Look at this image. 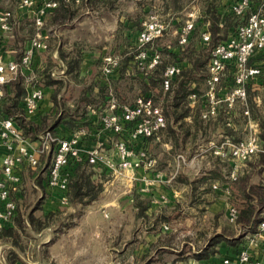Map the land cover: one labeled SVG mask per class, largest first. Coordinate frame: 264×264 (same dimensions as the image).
<instances>
[{
  "label": "crops",
  "instance_id": "crops-1",
  "mask_svg": "<svg viewBox=\"0 0 264 264\" xmlns=\"http://www.w3.org/2000/svg\"><path fill=\"white\" fill-rule=\"evenodd\" d=\"M121 1L124 0H117L113 8L106 6L104 0H97L96 3L87 0L66 1L72 10H76V15L61 21L48 18L42 29L48 42V49L36 53L30 67L24 68L17 79L8 86V94H13L14 83L18 80H21L22 86L28 93L32 86L30 79L37 77L39 71L47 66L50 58L56 63L55 67L68 77L65 74L67 66L60 56L61 53L72 56L79 50L82 55L80 78L88 74L92 79L96 75L98 67L96 62L102 61L104 55L111 54L115 48L108 51L104 43L102 49H99L101 51L97 48L94 50L95 47L88 49V45L81 40L82 36L79 30L77 31V24L74 21L97 17L105 23L106 19L99 14L108 12L114 18L113 23L109 25L113 38L119 35L122 26H131L135 20H145L156 7L162 5L168 7L171 15H174L172 12L179 11V9L172 10L165 0H158L159 2L125 0L134 3L136 14L127 12L126 15H122V9H118L122 4ZM199 1L201 5L203 0L197 2ZM235 1L216 0V4L224 15L231 10V5ZM258 5L264 8L263 1ZM13 8H16L18 13L11 19L10 30H3L0 26V54L5 60L20 61L24 48L36 35L38 29L34 23V8H20V3L14 4ZM184 21V17H173L170 23V27L175 28L173 33L179 31ZM124 32L126 35L130 29H125ZM194 42L192 46L200 50L202 42H199L197 37ZM167 45L170 47L171 44ZM124 50L123 48L119 50L120 57L124 54ZM187 54L188 51L184 53ZM190 61L185 58L181 64L186 68L191 66ZM253 63L262 68V75L257 79L253 90L257 92V101L264 107V56L256 55ZM129 71L135 70L130 67ZM92 80L97 81V78ZM65 81L67 82L68 79ZM69 82L72 80L69 79ZM196 85V82L192 83L193 87ZM198 85L200 90L204 91L206 79ZM53 92V86L46 87V95L40 102L39 112L32 118L36 124H41L47 118L48 128L57 118L54 117L53 120L56 113L51 98ZM157 92L158 89H154L150 93L155 95ZM165 92L163 89V97ZM78 98L75 96L71 100L65 99L74 108ZM199 103L200 99L196 101L189 99L192 108L199 106ZM223 104L221 110L223 109L226 114H218L209 120H204L202 114H186L178 119L177 123H173L174 134L164 128L159 139H149L145 143L135 144L136 151L144 146L149 156L155 159L153 168L141 167L133 172H127L125 176L116 177L110 170L89 164L87 159L83 158L76 167L89 166L93 170V178L102 183V191L90 204L91 206L81 212L76 223L68 226L64 232V240L52 241L49 235L39 242L36 248L33 246L32 253L38 255L39 259L42 256L47 258L49 253L50 263L53 264H189L199 260L198 256H201L206 248H214L216 252L205 258L211 263L224 264L225 259L235 260L245 237L255 234L258 226L254 230L252 222L230 221L229 207L236 206L239 208V215L241 214L247 201L243 185L240 183L241 178L247 180L244 186L247 191L253 185L264 183V163L261 161L262 154H257L242 164L237 181L229 180L234 161L215 155V145L222 143L226 138L234 140L235 135L244 138L252 128L261 136V127L258 118L252 114L250 116L237 114L235 107L230 108ZM101 107L103 105H88L85 115L70 114L71 117L68 116L65 120L73 118L75 119L72 121L73 124H68L63 119L64 121L55 131L60 135L70 136L80 127L87 125L89 134L85 137L82 147L90 148L102 142L108 152L114 154L115 141L119 136L101 129L100 114L93 112V109ZM262 139L264 141V138ZM157 172L160 174L159 179L154 178ZM24 174H26L24 180L27 181V171ZM35 183L31 184L40 190L39 197L49 195L48 200L52 202L59 200V191L51 190L48 186L45 189L42 184L39 183V187ZM215 183L219 184L220 189L213 188ZM226 186L229 187V191L224 189ZM162 195H166L169 201L163 202ZM254 197L255 195H252L251 204L254 207L252 218L258 216V210L261 208L258 199ZM219 204L225 207L223 210L226 211V218L229 219L231 233L222 225ZM223 210L221 209V213ZM263 214L261 212L260 216ZM165 225L169 228L165 229ZM217 234H223L227 240L209 247L210 241ZM228 239L232 242L230 243ZM258 249L253 248V252L256 254ZM1 264H3L2 260Z\"/></svg>",
  "mask_w": 264,
  "mask_h": 264
},
{
  "label": "built area",
  "instance_id": "built-area-1",
  "mask_svg": "<svg viewBox=\"0 0 264 264\" xmlns=\"http://www.w3.org/2000/svg\"><path fill=\"white\" fill-rule=\"evenodd\" d=\"M71 1V0H66ZM79 1V0H77ZM264 0H236L232 3L233 12L242 16L247 14L246 22L239 25L234 34L220 41L211 51L207 66L206 89L202 98L205 108L202 118L209 120L216 117L220 106L224 103L228 107H235L238 103L246 104L248 88L254 86L262 75V68L253 63L256 55L264 56V8L258 5ZM58 0H21L20 8H34V23L37 27L36 35L30 40L20 61L5 60L0 54V230L18 211V195L22 193L23 174L28 168L36 169L40 166L41 157L50 155V163L43 172L47 186L51 190L60 192L59 200L68 201L69 170L86 158L89 164L101 166L111 171L116 177H122L127 172L144 167L153 168L155 159L149 156L143 146L135 150V144L145 143L149 139H159L166 127V118L162 106L152 95L138 96L132 104H120L112 97L106 109H93L94 114H100V126L103 131L113 132L119 138L115 141V153H109L100 142L90 148L82 147L85 137L89 134L84 126L77 129L70 136L58 134L55 130L47 129L41 133L39 139L27 137L17 122L3 111V100L8 86L17 79L24 68L30 67L32 60L39 50H47L48 42L42 33L51 10L58 7ZM14 12L0 8V26L3 30H10ZM201 12L189 13V18L178 31L179 43L186 45L194 32L195 24ZM173 20V18H172ZM222 25V24H220ZM168 24L156 15L150 16L143 22V29L138 36L140 51L137 54V66L141 73L147 75L162 60L160 52L149 56L148 45L162 37ZM204 41L211 39L209 31L202 33ZM120 58L115 54H108L103 58L101 73L106 78L119 66ZM183 67L176 62L167 66L163 75V89L168 91L173 80ZM228 73L233 74V84H224ZM55 75V73H52ZM46 95V89L33 84L24 98L26 116L32 120L38 114L40 102ZM197 93L190 95L191 101L199 100ZM245 115L250 116L248 109ZM215 155L234 161L233 170L229 174L230 181H237L242 164L257 154H264V141L259 132L252 128L246 137L240 141L226 138L215 145ZM155 179L160 174H155ZM220 189L219 184L213 185ZM229 191V187H224ZM163 202H168L166 195L161 196ZM230 221L238 219L239 211L236 206H230L228 211ZM165 229L169 226L165 225ZM253 248H259L255 254ZM189 264H213L209 260H196ZM224 264H264V217L259 222L257 231L246 236L235 260L225 259Z\"/></svg>",
  "mask_w": 264,
  "mask_h": 264
},
{
  "label": "trees",
  "instance_id": "trees-1",
  "mask_svg": "<svg viewBox=\"0 0 264 264\" xmlns=\"http://www.w3.org/2000/svg\"><path fill=\"white\" fill-rule=\"evenodd\" d=\"M58 1H59L58 7L51 10V12L47 17V20L50 17L53 21H59V20L61 21L63 19H67L76 15L77 13L76 10H72L68 2H66V0H58ZM87 1L91 3L97 2V0H87ZM180 1L183 0H168V1L165 0V2L167 3H172L173 8H179L178 6L180 4ZM104 2L106 6H108L109 8H113L117 0H104ZM247 14L248 12L242 16H238L231 9L228 13L223 15L219 10L218 4H216V0H204L201 16L196 21L194 32L192 33L189 42L186 45H181L177 41L175 45L171 44L170 47L166 45V48L159 46L156 47L154 43L149 44L147 46L149 49L148 50L149 56H151L154 52H160L162 55L161 62L155 68L149 71L146 70L147 75L144 73L140 74L141 71L138 74L135 73L132 74L133 72L131 71L128 72L130 67L137 68L138 70H140L137 66V58H136L141 48L138 42V36L140 31L143 29V22L146 19L135 20V22L131 26L124 25L120 29L119 35L121 36V38H127L129 40L127 41L128 42L127 47H129L130 49L128 50L125 49L122 57L119 56L120 54L119 52L121 51L119 50L117 51V53H119L117 56L120 58L119 66L109 76V78L103 76V74L101 73L102 68H100V74L97 78V82H95L98 89L95 90L94 84H90L88 88L83 89L81 94L78 95L79 98L77 99L74 108L71 107L70 104H67L66 99L62 95V93L65 90L64 84H66L69 81V79L66 82L64 79H57L51 76L50 72L52 70V67L54 66V62L52 61L51 58L48 59L47 66L43 70L39 71L38 75L40 76L39 79L40 81L32 82V85L33 84L40 85L45 89L48 86H53L54 92L52 93L51 98L56 108L55 114H68L67 116H61L59 118H56L54 124H52L49 128H48L49 123L47 122V118H45L41 124H36L31 119H29L26 116V109L24 105L25 102L24 100H22L23 97L25 98L27 91L25 87L22 86L21 80H18L17 82L14 83L15 88L13 94L12 93L8 94L9 88H7V92L3 100V111L5 112V114L12 117L17 122V124L21 127V129L23 130L24 134L27 137L33 140H37L39 139L41 133L44 132L45 130L47 129L55 130L57 126H59L66 118H68V116H70V114H80L81 112L83 114V110L88 105H92V106L103 105L102 109H106L112 97H115L118 100V102L122 105L132 104L138 96L144 94L152 95L151 94L152 91L154 89L155 90L158 89L157 94L155 95L153 94L152 96L154 97L156 102H159L162 106L163 114L165 115L166 118L165 129L169 131L171 134H174L173 123H177L178 119L184 117L186 114H202V111L205 108V99L202 98L201 96L203 95L204 91L200 90V85L198 84L202 82L204 79H207L208 76L207 66L211 57V51L220 41L225 40L229 35L234 34L237 31L239 25L246 22ZM206 24L207 26L205 27ZM125 29H130V32H128L126 35L124 32ZM204 31L210 32L211 39L208 42L204 41L202 38V33ZM195 37L198 38L199 42H202V45H200L201 46L200 50L192 46L195 43L194 42ZM25 49L26 48H24L23 51H25ZM187 51L188 54L184 55V53ZM23 54L24 52L21 54V57L23 56ZM60 56L65 61V64L67 66L65 74H67V76L75 80L83 81V78H80V68L82 61L81 52L78 50L76 54L72 56L69 55L66 56V54L61 53ZM185 58L191 60L190 61L191 66H187L186 68H184V66L181 64L183 67L181 73L178 76H176V78L173 80L171 84L170 89L165 92V95L163 97V75L167 66L176 62L182 63V61ZM126 76H129V78L136 80V81L132 80L131 83L129 82L130 85L128 84L127 88L131 90L136 88L135 90L137 91V94L140 92L136 96V98L131 101L126 97V95H124L126 90L121 89V81L124 80ZM233 80H234L233 74L228 73V76L224 80V84L228 86H232ZM193 82L197 83V85L194 87L192 86ZM114 87L116 90L115 93L113 89ZM94 91H97L95 95H94ZM193 93H197L200 96L199 106L196 105L194 108H192L189 105L190 95ZM256 95L257 92L253 90L252 86H250L248 88V97L246 104L238 103L234 109L237 110V114H245V110L248 109L250 114H252V116L258 118L261 127V137L264 138V107H262L261 103L257 101ZM221 108L222 107L220 106L218 114H226V112L223 109L221 110ZM230 114H234V113H230ZM73 120L75 119L71 118L65 120L64 122H67L68 124H73L72 123ZM76 124H77V120H76ZM241 139H243L242 136L235 135L234 137L235 141H240ZM263 155L264 154H262L261 156V161L264 163ZM43 158H48V160L47 162H45L43 168H41V171H39L35 175V177L38 176L37 177L38 183L42 184L43 187L46 189L47 182L43 172L46 170V167L49 164L50 155L41 157L40 166L42 164ZM76 166L77 164H75L71 168H68L69 170V188L67 191L68 199L71 202L79 201L82 203L90 204L97 199L99 193L102 191L103 189L102 183L93 178V170H91L89 166L87 165H84L82 167L81 166L76 167ZM31 174L34 175V172H31ZM24 177L25 174H23L22 193L20 192V194L18 195L17 201L21 200L25 192ZM245 181H247L246 178H241L240 183L243 185L242 188L247 201L245 202V208L242 209L241 214L239 215L238 219L235 222H242V223L252 222L253 229L255 230L259 222L264 217V214L260 216L261 212L264 213V183L260 182L257 185H253L247 191L244 187ZM252 195L253 196L255 195L254 198H257L259 205H261L260 210H258V214H257L258 216L254 218H252L251 216V214L254 212V207L251 204ZM15 217L16 216L11 218V220L8 223H5L2 230H0V240L1 239L8 240L14 246L19 245V241L13 239L14 236H16V234L18 233L17 225L15 223L17 221L16 220L14 221ZM29 220L37 230H41L42 227L45 225L43 224L40 218H37L32 213L29 214ZM225 229H227L228 232L231 231V227L230 228L225 227ZM223 240H227L226 237L223 234H217L210 241L209 247L216 246L220 244ZM228 241L230 243L232 242L231 239H228ZM215 252L216 250L214 248L212 249L206 248L205 250H203L201 256H198V259L206 260L205 258H208L211 254H214ZM8 253H9L7 258L8 264H18V263L20 264L22 262L20 260L18 251L14 249H10ZM0 264H1V259H0Z\"/></svg>",
  "mask_w": 264,
  "mask_h": 264
},
{
  "label": "rangeland",
  "instance_id": "rangeland-1",
  "mask_svg": "<svg viewBox=\"0 0 264 264\" xmlns=\"http://www.w3.org/2000/svg\"><path fill=\"white\" fill-rule=\"evenodd\" d=\"M20 1L21 0H0V8L1 9L3 8L4 10H11L12 12H14V14H16L18 13V11L16 10V8H13V5L14 4L17 5L18 3H20ZM197 1L198 0L180 1V4L178 6L179 8H173V4L168 3V5L172 7V10L179 9L178 13L172 12V14L174 15L169 14L170 13L168 11L169 8L165 7L164 5H162L163 8L162 7L154 8L153 12H151V15H149V17L152 15H156L163 21L167 22L168 24L166 33L162 37L155 40L154 44L156 47L159 46V47L166 48L167 44L175 45L177 41L179 42L178 32L173 33L175 28L170 27L172 18L173 17L174 18L184 17L186 21L189 18V13L196 11V10L201 12L203 8V3L199 5L200 1L199 2ZM157 2L159 1L157 0ZM121 3L122 4L120 8L118 9H122V13H123L122 15H126L127 12L136 14V9L133 5L134 3L131 4V2L125 1V0L121 1ZM183 7H186V8L181 10ZM137 13H139L138 10H137ZM94 14H97V13H94ZM99 16L100 17L103 16L106 19L105 23L101 21L100 19H98L97 17H94V18L91 17L86 20L85 18H83L84 20L80 19V20L74 21V23L77 24V28H78L77 31L79 30L82 36L81 40H83L84 44L88 45V49L92 47H95L94 50L96 48L97 50L102 49L101 47L104 46V43H106L108 51L114 50L113 48H115V50L117 49L116 51L114 50V52H112L111 54L118 55L117 51L122 48L127 49V50L130 49L129 47H127V44H128L127 41H129L127 38H121L120 35H116L115 37L111 38L113 32H112V29L109 28V25L113 23L114 18L108 12L106 13L100 12ZM149 17H147L146 20ZM106 55H104V57ZM97 65H98V62H97ZM102 65H103V59L102 61L101 60L99 61V65L96 68V75L93 76L92 79L98 78L100 74V68H102L101 67ZM134 70L135 71L132 74L134 73L138 74L140 72V70H138L137 68H134ZM53 72L55 73V75L52 74ZM50 73H51V76L57 79L72 80V82L68 81V83L64 84L65 90L62 93L64 98H69L71 100L75 96H78L79 94H81L82 90L85 88H88L90 84H94L95 88L98 89L97 85L95 84V82L97 81H93L91 79V75L86 74L85 76L82 77L83 81H80V80L78 81L73 78H70L69 76L68 77L64 76L63 73H61L60 69L55 67V63ZM39 79H40V76L37 75V77H35L34 79H30V81L39 82L40 81ZM132 80L136 81L134 79L129 78V76H126V78L121 81V89L126 90L124 95H126V97L130 101L135 99L136 96L140 93L139 92L137 94V91L135 90L136 88L133 90L127 88L128 84L130 85ZM113 89L115 93L116 91L115 87ZM96 92L97 91H94V95L96 94ZM67 104L69 103L67 102ZM83 111L86 112V107ZM67 115L68 114H55L53 116V120H54V117L59 118L61 116H67ZM77 115H85V114H77ZM87 127L88 126L85 125L86 129ZM47 160L48 158H43L42 164L39 168L37 169L28 168L27 170V173L29 174V175L27 174V179H26L27 181H25V184H27V187H25V192L23 194V197L21 198V200L18 201V211L15 215L16 217L14 218V221L15 220L17 221L15 223L17 225L18 233L16 234V236H14L13 239L19 241V245L14 246L8 240H4V239L0 240V259L3 261V264H8L7 258H8V255H9L8 252L10 249H14L20 253L19 257H20V260L22 261V262L19 261L21 262L20 264H53V263H50L49 253L47 256L48 259L44 258V256H42L41 259H39L38 255L33 254L32 253L33 246H35L36 248L38 243L45 240L47 237H49V235H51L52 241H56L59 239L64 240V232L68 228V226L70 224H75L77 219H79L81 212L84 209H88L91 206L90 205L91 203L87 204V203H82L79 201L71 202L69 199L65 203L61 202L60 200H54L52 202L51 200H48L47 197H49V195L47 196L46 192H44V194L46 195V196L44 195L45 197L43 198L39 197L40 190L34 187L31 183L36 182L35 184L39 186L37 179H35V175L39 171H41V168H43ZM31 172H34V175L30 174ZM221 209L223 210L225 209V207L222 206V204L221 205L219 204L220 216L222 217L221 219L222 225H224L227 228H230L227 225L229 219L226 218L227 217V215L225 214L226 211L223 210V212L221 213ZM31 213L34 214L37 218H40L43 224H45L41 230H37L31 224V221L29 220V214ZM40 231H42L43 234H39V233H42ZM42 255H44L43 251H42Z\"/></svg>",
  "mask_w": 264,
  "mask_h": 264
}]
</instances>
